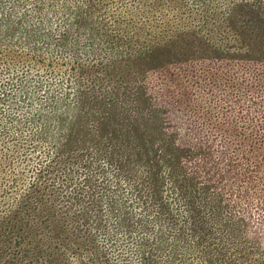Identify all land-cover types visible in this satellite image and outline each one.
I'll return each mask as SVG.
<instances>
[{"label":"trees","instance_id":"16d2710c","mask_svg":"<svg viewBox=\"0 0 264 264\" xmlns=\"http://www.w3.org/2000/svg\"><path fill=\"white\" fill-rule=\"evenodd\" d=\"M182 1L115 0L113 18L97 22L95 13L105 11L111 0L101 5L99 0H76L74 8L78 9V15L73 22L79 32L77 41L72 43L74 52L78 51L79 43L89 44L94 53L97 48L105 52L96 56L100 59L98 66L85 69L87 72H73L71 77L64 76L65 72L59 70L61 66L48 56L56 57L50 43H43L38 55L16 45L12 49L8 48L10 45L0 46V68L12 70L16 63L13 56L17 61L35 60L34 63L49 70V75L62 72L60 76L66 77L67 91L59 98H49L47 107L37 109L29 123L23 124L30 129L23 145L17 141L9 145L6 141L9 123L1 98L14 88L10 79L0 83V91L3 90L0 93V264H24L26 259H34L31 264H35L38 262L35 257L55 254L45 249L54 246L59 251L82 243V238L66 225L63 211L53 206L51 194L39 180L32 182L33 190L32 186L18 183L24 174L20 173L17 155L31 143L38 148L53 145L55 155H59L58 160L63 158V162H74L72 159L78 156L64 152L70 153L73 144L83 143L81 151L89 159L82 160V165L96 167L101 159L102 166L114 178L116 191H109L105 182L101 185L109 202L114 199L119 203V187L130 186L139 201L156 209L159 219L169 215L160 205L161 189L168 184L184 209L188 229L195 240L204 226L199 219L201 210H211L209 219H215V223L220 219L218 212L227 214L224 222L228 235L234 234L238 216L248 213V205L264 210V138L258 136L262 126L257 119L258 109L246 96L247 92L241 91V75L209 72L210 61L188 56L194 44L170 40L174 36L182 40L195 31L164 26L157 28L159 34H174L161 40L150 34L151 29H144L142 17H134V12L143 16L150 8L155 13L167 6L177 10L183 7ZM14 3L21 2L0 0L1 9L5 4L11 5V10L3 8L5 13L0 14V23L15 18L10 25L17 29L16 19H26L15 14L19 11L14 9ZM23 12L25 15L24 9ZM38 13L42 16H36L39 20L26 25L27 28L48 22L45 13ZM136 23L138 27H134ZM58 24L56 20L50 21V25ZM52 30L56 31L57 27ZM41 31V36L46 38L47 30ZM58 37L69 42L65 30ZM96 40L101 41L95 43ZM67 49L63 46L60 50ZM75 58L81 60L77 53ZM33 77L32 72H21L13 79L22 84ZM72 77L73 87L69 88ZM51 86L49 83L46 87ZM243 101H248V105L244 106ZM76 153L81 154L80 150ZM58 160L41 165L43 172L39 177L50 174ZM233 204L236 209H232ZM110 205L113 212L117 211L112 209L115 204ZM121 220L126 223L121 225L124 229L132 227L124 218ZM69 237L74 241L67 240ZM14 247H19L17 254L12 251ZM143 264L151 261L145 259Z\"/></svg>","mask_w":264,"mask_h":264},{"label":"rangeland","instance_id":"374dc122","mask_svg":"<svg viewBox=\"0 0 264 264\" xmlns=\"http://www.w3.org/2000/svg\"><path fill=\"white\" fill-rule=\"evenodd\" d=\"M107 1L99 0V3L101 5ZM113 1L115 0L107 3L105 11L95 13L98 14L97 22L113 18L112 10L115 7ZM183 1L181 2L183 7L177 10H171L172 6H167L159 13H155L150 8L143 16L134 12V17L136 19L142 17L144 29H151L150 34L161 40H167L174 34L169 33L165 36L159 34L157 28L164 26L195 31L196 34L190 32L182 40L175 36L170 40L180 44H194L195 48L190 50L188 56L210 61L207 68L209 72H237V77L241 75V91L247 92L246 96L251 98L254 107L258 109L257 119L262 126L258 136L261 134L264 138V0ZM20 2L14 3L16 5L14 9L19 11L15 14H20L22 19L26 20L16 19L17 29H14V26L10 25L15 21V18L11 17L14 9L9 11L12 19H4L0 23V46L10 45L8 48L12 49L16 45L31 53L33 51V55H38L37 52L43 43H50L54 46L51 50L56 57L51 54L48 56L61 66L59 70L65 72L64 76L71 77L73 72H87L85 69L99 65L100 59L96 56L105 52H101L102 49L97 48L95 54L87 43L85 45L79 43L77 52L72 48V43L77 41L79 32L73 22L78 15L76 13L78 9L74 8L76 0H20ZM81 4L83 8V3ZM10 7L11 5L5 4L3 8L7 10ZM3 8H0L2 15L5 13ZM37 11L45 13L48 22L36 28H27L26 25H33L39 20L36 16H42ZM51 20H56L58 26L50 25ZM136 24L134 27H138L139 23ZM55 27L57 30H52ZM43 29L48 32L46 38L41 36ZM64 30L65 39L69 42H64L58 37ZM100 41L96 40L95 43ZM63 46H67L68 49L60 50ZM75 53L80 55L81 60L75 58ZM12 59L16 61L12 70L5 66L0 68V83L5 84V79H10V85L14 88L1 98L9 123L7 125L9 135L6 136L7 131L3 135L6 136L9 145L16 144V141L23 145L30 130L23 124L29 123L37 109L47 107L49 98L56 99L61 96L60 94L67 92L64 89L66 77L60 76L62 72L49 75V70L34 63L35 60L17 61L14 56ZM21 72H32L34 77L31 81L23 80L21 84L13 79ZM73 82L72 77V85H68L69 88L73 87ZM49 83L53 86L47 89ZM51 89L54 91H50ZM243 103L244 106L248 105V101ZM85 145L87 146L86 142ZM82 146L83 143L73 144L70 153L64 152V155L78 156L72 159L74 162H63V158L58 160L59 155H55L53 145L38 148L31 143L27 150L24 149L23 153L20 151L17 155L20 173L24 174L18 183L21 182V186L25 187L32 186L30 189L33 190L32 182L39 180L51 194L53 206L63 211L66 225L79 239L82 238V243L78 247H68L59 251L58 247L54 246L45 249L55 251V254L51 257L39 255L35 257L38 258L35 264H143L145 259L150 260L151 264H264V210L259 211L248 205L246 207L248 213L238 216L240 220L237 221L238 225H234L235 231L232 235H228L225 228L227 214L218 212L220 219L215 223V219L213 221L209 219L212 216L211 210H201L199 219L203 220L204 226L199 230L198 239L195 240L194 234L188 229L184 209L168 184L162 187L160 195V205L164 207L163 211L169 214L164 215V219L158 218L152 205L147 206L142 200L139 201L130 186L119 187L121 190L117 194L119 203L114 199L109 202L101 185L105 182L109 191H116L117 188L113 186L114 178L108 168L102 166L101 159L97 160L96 167L93 164L84 167L82 160L89 159V156H85L81 151ZM78 150L81 154L76 153ZM56 160L58 164L50 174L39 177L43 172L40 166L48 164L49 161L54 163ZM25 191L26 189L23 192ZM110 204H115L112 209L117 211L113 212ZM8 208L10 209L9 206ZM233 208L236 209V206ZM121 217L132 226L130 229L121 227L126 224ZM67 240L74 241V238L69 237ZM159 242H162V245ZM18 249L19 247H14L12 251L17 254ZM23 261L24 264H31L34 259Z\"/></svg>","mask_w":264,"mask_h":264}]
</instances>
